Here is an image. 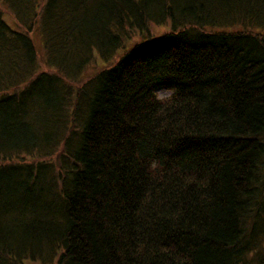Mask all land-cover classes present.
Wrapping results in <instances>:
<instances>
[{
  "label": "trees",
  "instance_id": "trees-1",
  "mask_svg": "<svg viewBox=\"0 0 264 264\" xmlns=\"http://www.w3.org/2000/svg\"><path fill=\"white\" fill-rule=\"evenodd\" d=\"M2 2L0 264H264V0Z\"/></svg>",
  "mask_w": 264,
  "mask_h": 264
},
{
  "label": "rangeland",
  "instance_id": "rangeland-1",
  "mask_svg": "<svg viewBox=\"0 0 264 264\" xmlns=\"http://www.w3.org/2000/svg\"><path fill=\"white\" fill-rule=\"evenodd\" d=\"M0 6L4 12V17L5 19L12 24L13 27L19 28V23L17 22L15 16L13 13H11V11L8 9V7L2 2V0H0ZM167 25H159V24H150V30L149 32L152 34H161L163 33V31H166ZM264 33V28L261 29ZM33 32L31 33V36L33 37L36 46L38 47V55H39V61H41V68L47 69V65L45 64L46 57H45V49L44 46L42 44V35L39 29V21H36V25H35V29L32 30ZM145 34V33H144ZM143 37V34L139 31H135L131 40L132 43H134L137 40H141ZM125 42L122 47V49H119V51L115 54V58L114 60L123 52H125V50H127L129 47V42ZM119 54V55H118ZM111 63H107L105 61H103V58L100 56H95L93 57V59L91 60L90 64L87 66V68L84 70V72L82 73V76L80 78V80L78 82H75L76 84L80 83V82H84L86 81L90 76H92L93 74L97 73L101 68H104L108 65H110ZM174 88L172 87H166V86H162L158 91H157V95L158 97L162 98V97H166L168 94L173 93L174 92ZM38 157V155H37ZM35 160V159H33Z\"/></svg>",
  "mask_w": 264,
  "mask_h": 264
},
{
  "label": "bare ground",
  "instance_id": "bare-ground-1",
  "mask_svg": "<svg viewBox=\"0 0 264 264\" xmlns=\"http://www.w3.org/2000/svg\"><path fill=\"white\" fill-rule=\"evenodd\" d=\"M9 24H10V23H9ZM10 25L12 26V24H10ZM166 87H169V86H166ZM156 88H157L156 86L153 87V90L155 89V92H157L161 87H160V88H157V89H156ZM173 94H174V93H170V94H168L166 97L164 96V97H162V98H167V97H169V96H171V95H173ZM146 95H147V94H146ZM159 98H160V97H159ZM250 197H251V196L248 195V196H244V197H242V199H244V201H245L247 204H248V203H252V202H254V200L258 199V198L250 199ZM253 233H254V232L251 231V234H253ZM260 239H261V238H260ZM260 239H259V240H260ZM261 243H264V239H262V241H260L258 245H261Z\"/></svg>",
  "mask_w": 264,
  "mask_h": 264
}]
</instances>
